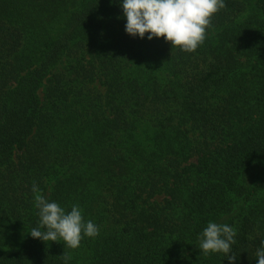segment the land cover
Segmentation results:
<instances>
[{"label": "trees", "instance_id": "obj_1", "mask_svg": "<svg viewBox=\"0 0 264 264\" xmlns=\"http://www.w3.org/2000/svg\"><path fill=\"white\" fill-rule=\"evenodd\" d=\"M225 4L187 53L129 35L121 0H0V264H230L209 221L258 264L264 0ZM33 182L99 235L32 238Z\"/></svg>", "mask_w": 264, "mask_h": 264}, {"label": "clouds", "instance_id": "obj_2", "mask_svg": "<svg viewBox=\"0 0 264 264\" xmlns=\"http://www.w3.org/2000/svg\"><path fill=\"white\" fill-rule=\"evenodd\" d=\"M123 16L126 18V32L149 40L164 38L172 49L193 53L207 39L208 30L216 14L226 7L225 0H121ZM35 207L38 209V227L30 230L34 239L43 242H61L66 248L78 249L85 237L95 238L99 228L91 220L85 222L79 205H72L66 211L59 203L49 202L35 182ZM235 228L228 224L209 221L199 236V249L204 256L223 253L230 264L237 257L232 252L236 243ZM258 264H264V240L256 248ZM61 258L68 264L71 256L64 252Z\"/></svg>", "mask_w": 264, "mask_h": 264}, {"label": "rangeland", "instance_id": "obj_3", "mask_svg": "<svg viewBox=\"0 0 264 264\" xmlns=\"http://www.w3.org/2000/svg\"><path fill=\"white\" fill-rule=\"evenodd\" d=\"M96 87L97 89H99L101 92H104V87L102 85H100L99 83H96ZM162 198L161 197H158V200H161Z\"/></svg>", "mask_w": 264, "mask_h": 264}]
</instances>
